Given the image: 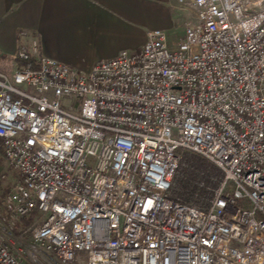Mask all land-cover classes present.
I'll list each match as a JSON object with an SVG mask.
<instances>
[{
	"label": "built area",
	"instance_id": "2783aa9c",
	"mask_svg": "<svg viewBox=\"0 0 264 264\" xmlns=\"http://www.w3.org/2000/svg\"><path fill=\"white\" fill-rule=\"evenodd\" d=\"M177 3L176 49L154 30L80 73L32 37L37 68L0 71V264H264V2ZM184 152L224 173L206 210L171 197Z\"/></svg>",
	"mask_w": 264,
	"mask_h": 264
},
{
	"label": "crops",
	"instance_id": "0c3cea01",
	"mask_svg": "<svg viewBox=\"0 0 264 264\" xmlns=\"http://www.w3.org/2000/svg\"><path fill=\"white\" fill-rule=\"evenodd\" d=\"M176 4L177 0H0V71H13L20 46L36 37L42 56L87 73L97 62L142 50L151 31L167 33Z\"/></svg>",
	"mask_w": 264,
	"mask_h": 264
},
{
	"label": "trees",
	"instance_id": "16d2710c",
	"mask_svg": "<svg viewBox=\"0 0 264 264\" xmlns=\"http://www.w3.org/2000/svg\"><path fill=\"white\" fill-rule=\"evenodd\" d=\"M15 61L16 68L19 69L23 67H31L32 69L37 68L35 62H22L17 58ZM0 153L4 158V142L2 139H0ZM0 163H2L1 159ZM12 171L18 176L14 170ZM223 180L224 173L213 163L198 154L184 152L180 167L173 179L171 197L175 201L181 202L184 205L194 206L200 210H206L213 199L215 190L220 186ZM2 184L3 180L0 174V208L3 213L4 199L10 193V189ZM36 215L37 214L28 221H25L21 226V229L24 230L31 226ZM17 233H20V231Z\"/></svg>",
	"mask_w": 264,
	"mask_h": 264
},
{
	"label": "rangeland",
	"instance_id": "374dc122",
	"mask_svg": "<svg viewBox=\"0 0 264 264\" xmlns=\"http://www.w3.org/2000/svg\"><path fill=\"white\" fill-rule=\"evenodd\" d=\"M264 2V0H262ZM260 0H249V10H254L257 7V4ZM175 17L173 21V26L166 31V35L168 38V45L172 49H176L182 38L185 35V26L188 22L193 21V14L187 10H184L179 4H176L174 9ZM1 70V69H0ZM0 174L3 180V186L10 189V191L14 188L16 183L18 182V176L7 166L2 154L0 153ZM0 213H2V209L0 208Z\"/></svg>",
	"mask_w": 264,
	"mask_h": 264
}]
</instances>
